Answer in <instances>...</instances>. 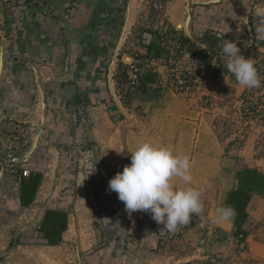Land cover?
<instances>
[{"label":"rangeland","instance_id":"1","mask_svg":"<svg viewBox=\"0 0 264 264\" xmlns=\"http://www.w3.org/2000/svg\"><path fill=\"white\" fill-rule=\"evenodd\" d=\"M123 3L115 55L110 58L109 73L117 85L109 105L114 98L127 104L128 90L139 87L129 84V65L134 64L142 75L155 72L163 85L165 111L179 117L172 129L156 134L151 128L150 133L144 129L141 141L168 145L191 156L193 150L202 153L206 148L215 156L224 146H232L264 163V41L255 39V10L264 7V0ZM140 39L153 40L158 48L141 55ZM225 39L237 42L241 54L254 60L261 78L259 88L240 85L228 71ZM157 49L159 57L154 58ZM133 112L140 114L141 106ZM82 127L72 140L69 132L54 144L45 139L49 159L39 169L42 174L34 207L20 209L9 197L0 206V264H206L201 259L205 251L189 234L195 226L203 227L199 217L193 215L189 225L170 233L151 213L130 215L118 193L109 190L110 179L129 164L123 153L124 124L119 125V133L115 127L96 126L87 114ZM110 159L116 168L106 166ZM201 162L196 155V173ZM7 186L12 197L15 184L7 182L2 188L7 190ZM46 206H58L67 214L66 232L52 248L38 240L31 242L39 224L37 212ZM238 251L244 250L240 247ZM253 264H264V254Z\"/></svg>","mask_w":264,"mask_h":264},{"label":"crops","instance_id":"2","mask_svg":"<svg viewBox=\"0 0 264 264\" xmlns=\"http://www.w3.org/2000/svg\"><path fill=\"white\" fill-rule=\"evenodd\" d=\"M50 3L51 0H26L25 5H18L0 0V156L5 155L2 144L15 121H41L46 142L54 144L60 141L59 137L66 139L67 132L69 140L77 137L88 114L96 126L115 127L119 133V125L124 124L123 153L127 154L130 164L136 141L144 139V129L149 133L152 129L156 134L159 130L177 126L179 117L165 111L167 102L163 85L155 72H148L154 74V83H143L145 87L128 90L127 104L114 98L113 104L109 105L110 95L117 85L109 70L124 13L123 0H54L53 6L46 8ZM69 3L71 10L66 11L65 5ZM149 43L152 49L158 48L153 40L144 41L138 53L149 52L146 47ZM37 94L45 104L40 111L35 108L34 96ZM138 106H141L140 114L133 112ZM46 153L47 163L49 156ZM191 153V172L196 169V155L203 163L198 167L201 170L192 172L195 177L192 184L203 189V227L195 226L189 231L206 253L201 259L206 264H253L264 254L263 160L232 146L229 149L224 146L215 156L210 148L202 153L196 150ZM126 158L123 156L124 162ZM111 161L106 166L116 168ZM244 170L256 172L255 188L248 189L247 219L242 224V232L235 234L237 214L231 222L217 224L213 221L216 209L225 205L229 194L245 182ZM21 180L12 175L1 178V188L7 182L15 184L16 188L9 189L13 191L12 197L8 186L7 190L2 188L6 192L4 196L3 192L0 194V206L9 197L16 200L20 209L27 207L20 205ZM181 182L179 184H183ZM38 188L40 183L29 205L37 202ZM47 211L64 213L67 229L66 211L58 206H46L37 212V230ZM33 237L31 242L38 240V244L49 248L59 244L48 245L37 231ZM240 247L243 252L238 251Z\"/></svg>","mask_w":264,"mask_h":264},{"label":"clouds","instance_id":"3","mask_svg":"<svg viewBox=\"0 0 264 264\" xmlns=\"http://www.w3.org/2000/svg\"><path fill=\"white\" fill-rule=\"evenodd\" d=\"M257 23L255 39L264 41V7L255 10ZM223 53L226 67L236 81L247 88H259L261 78L252 58L241 54L237 42L225 39ZM177 178L183 186L177 183ZM190 156L177 153L161 143L140 141L131 152V163L109 181V190L118 193L126 211L151 213L152 218L164 226V230L175 233L191 223L193 215L201 220L204 202L202 190L192 184ZM214 223L231 222L236 210L231 205L216 209Z\"/></svg>","mask_w":264,"mask_h":264},{"label":"built area","instance_id":"4","mask_svg":"<svg viewBox=\"0 0 264 264\" xmlns=\"http://www.w3.org/2000/svg\"><path fill=\"white\" fill-rule=\"evenodd\" d=\"M3 2L25 5L26 0H3ZM51 2L46 5V8L50 9L53 6L54 0ZM71 6V3L65 5L66 11L71 10ZM128 75L129 84L132 87L138 86L139 77L142 75L141 70L136 65L130 64ZM34 102L35 108L39 111L45 106L43 99H38V96H34ZM1 128L0 122V130ZM2 147L5 155L0 156V180L5 175L23 179L35 173L42 174L39 169L46 163L47 153L45 128L41 121L33 123L15 121L6 135Z\"/></svg>","mask_w":264,"mask_h":264},{"label":"trees","instance_id":"5","mask_svg":"<svg viewBox=\"0 0 264 264\" xmlns=\"http://www.w3.org/2000/svg\"><path fill=\"white\" fill-rule=\"evenodd\" d=\"M152 35H150L151 37ZM141 43L144 44V40H141ZM146 47L150 50L151 43L147 44ZM159 51L153 54V57H159ZM155 76L152 73H147L139 77V87H145L144 84L154 83ZM144 83V84H143ZM245 182L241 184L238 190L232 191L225 205H231L236 210V219H235V234L242 232V224L247 219V214L245 212L246 205L250 200V193L248 189H254L256 172L244 170ZM41 174L35 173L30 175L27 179L21 180V195H20V205L28 206L33 200L35 191L40 183ZM246 182L249 185H246ZM245 184V185H244ZM66 229V215L62 212L57 211H47L45 213L44 220L39 226L37 232L42 234V239H45L48 245H56L61 240V233Z\"/></svg>","mask_w":264,"mask_h":264},{"label":"water","instance_id":"6","mask_svg":"<svg viewBox=\"0 0 264 264\" xmlns=\"http://www.w3.org/2000/svg\"><path fill=\"white\" fill-rule=\"evenodd\" d=\"M188 20H189V17H188ZM101 172H102V174H103V176H104L105 178H108L107 175H106V173H105L103 170H101Z\"/></svg>","mask_w":264,"mask_h":264},{"label":"bare ground","instance_id":"7","mask_svg":"<svg viewBox=\"0 0 264 264\" xmlns=\"http://www.w3.org/2000/svg\"><path fill=\"white\" fill-rule=\"evenodd\" d=\"M43 109V108H42Z\"/></svg>","mask_w":264,"mask_h":264}]
</instances>
